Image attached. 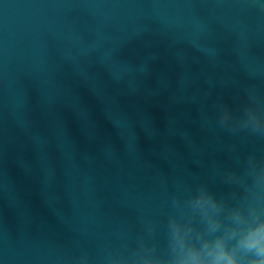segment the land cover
Returning a JSON list of instances; mask_svg holds the SVG:
<instances>
[{
	"label": "water",
	"instance_id": "water-1",
	"mask_svg": "<svg viewBox=\"0 0 264 264\" xmlns=\"http://www.w3.org/2000/svg\"><path fill=\"white\" fill-rule=\"evenodd\" d=\"M247 106L264 0H0V264H108L149 222L166 254L173 195L264 166Z\"/></svg>",
	"mask_w": 264,
	"mask_h": 264
},
{
	"label": "clouds",
	"instance_id": "clouds-1",
	"mask_svg": "<svg viewBox=\"0 0 264 264\" xmlns=\"http://www.w3.org/2000/svg\"><path fill=\"white\" fill-rule=\"evenodd\" d=\"M254 100V98H251ZM242 127L264 133V119L252 106L244 109ZM228 110L222 107L221 123H227ZM248 174L252 185L243 177L230 174L245 195L229 203L217 197L204 183L181 199L173 195L176 210L167 220V252L157 255L155 225H146V236L136 237V247L128 255L109 254L108 264H264V166L258 168L248 157ZM151 240V243L148 241Z\"/></svg>",
	"mask_w": 264,
	"mask_h": 264
}]
</instances>
